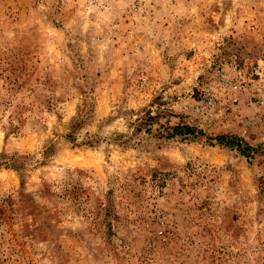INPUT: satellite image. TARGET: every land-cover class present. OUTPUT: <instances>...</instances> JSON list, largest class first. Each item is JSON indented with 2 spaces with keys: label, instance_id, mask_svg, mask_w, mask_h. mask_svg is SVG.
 <instances>
[{
  "label": "rangeland",
  "instance_id": "374dc122",
  "mask_svg": "<svg viewBox=\"0 0 264 264\" xmlns=\"http://www.w3.org/2000/svg\"><path fill=\"white\" fill-rule=\"evenodd\" d=\"M0 264H264V0H0Z\"/></svg>",
  "mask_w": 264,
  "mask_h": 264
},
{
  "label": "trees",
  "instance_id": "16d2710c",
  "mask_svg": "<svg viewBox=\"0 0 264 264\" xmlns=\"http://www.w3.org/2000/svg\"><path fill=\"white\" fill-rule=\"evenodd\" d=\"M193 133V129L190 128L189 126H183V125H174L173 128H172V132H169L167 136H174L175 134H185V133ZM233 139H236L237 141V144L239 147H241V144H240V141H239V138L236 137V136H232V135H222V136H219V140L221 143H230L233 141ZM248 147V146H246ZM244 150V149H243Z\"/></svg>",
  "mask_w": 264,
  "mask_h": 264
}]
</instances>
